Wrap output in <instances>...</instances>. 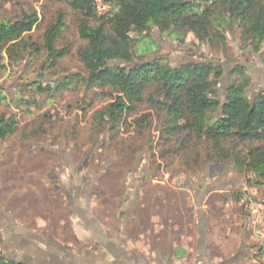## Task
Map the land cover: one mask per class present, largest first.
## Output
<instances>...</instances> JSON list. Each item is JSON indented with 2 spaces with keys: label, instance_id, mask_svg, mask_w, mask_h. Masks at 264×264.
<instances>
[{
  "label": "rangeland",
  "instance_id": "374dc122",
  "mask_svg": "<svg viewBox=\"0 0 264 264\" xmlns=\"http://www.w3.org/2000/svg\"><path fill=\"white\" fill-rule=\"evenodd\" d=\"M94 1L99 17L111 10L103 0ZM34 10L40 18L32 32L34 41L41 43L47 27L62 14L66 26L56 46L70 51L49 68L47 54L32 58L26 52L20 62L9 65L8 71L0 75V88L10 102L0 111L16 116L18 121L17 132L0 143V205L7 209L19 205L22 210L37 203H51L58 216L69 219L72 215L75 220V209L65 193L74 194L79 187L85 206L93 208L96 215L94 236L90 234L91 238L77 243L79 253H104V243H108L104 231L126 234L129 226L133 241L130 248L138 263L148 260L146 264H173L169 255L179 247L178 252L185 248L188 256L178 264H251L250 203H259L263 197L252 184L255 176L231 155L233 144H225L231 155L225 158L206 141H187L184 136L169 139L165 115L147 100L127 110L123 121L110 130L95 114L113 103L116 94L101 89L88 91L83 84L87 73L77 57L86 42L79 36L76 21L81 17L92 26L96 22L85 14L78 16L62 0H0V22H15L24 11ZM133 37L138 38L135 34ZM146 37L149 43L144 40L142 47L151 49L153 57L167 58L174 67L191 60H213L221 65L225 71L219 86L221 101L225 100L227 75L236 64L245 66L254 78L248 88L251 100L264 90L262 83H253L260 80L264 64L240 40L239 30L228 29L227 52H217L194 34L185 35L182 43L152 27ZM65 78H70L68 85L57 89ZM39 82L48 91L36 97L28 85ZM20 90H24L21 98L25 101L16 104ZM151 94L152 88L146 97ZM237 150L243 160L246 147ZM55 179L61 181L56 193ZM124 184L133 192L121 205ZM7 216L0 220V254L12 260L6 238L9 231L13 237L8 229L15 220L12 214ZM83 227L80 222L75 227L79 238L86 236ZM64 228L71 231L69 224ZM67 232L64 235L70 238ZM70 244L67 252L75 250V242L73 247Z\"/></svg>",
  "mask_w": 264,
  "mask_h": 264
},
{
  "label": "trees",
  "instance_id": "16d2710c",
  "mask_svg": "<svg viewBox=\"0 0 264 264\" xmlns=\"http://www.w3.org/2000/svg\"><path fill=\"white\" fill-rule=\"evenodd\" d=\"M62 1L78 16L85 14L96 22L92 26L81 17L76 21L79 36L86 42L77 57L87 73L83 84L88 91L101 89L116 94L113 103L95 114L100 123L114 131L127 110L147 100L165 115L169 139L184 136L187 141H206L220 156L234 155L235 162L255 176L252 184L264 187V90L253 100L249 98L252 78L248 69L241 64L233 67L227 75L225 100L221 101L219 86L225 71L217 62L189 61L174 67L167 58L153 57L151 49L142 47L144 40L149 43L146 35L155 27L162 35L169 33L182 43L185 35L194 34L217 52H227L228 29L239 30L240 40L264 64V0H103L111 10L101 17L94 0ZM39 19L34 10L24 11L15 22H0V75L9 65L20 62L26 52L32 58L47 54L48 68L69 55V49L56 46L66 26L64 16L61 14L47 27L41 43L32 36ZM228 61L232 63L231 58ZM69 80L65 78L57 89L68 85ZM28 86L36 97L48 91L40 82ZM150 88L153 94L146 97ZM21 91L16 104L25 101ZM9 105L8 96L0 88V108ZM17 126L16 116L0 111V143L13 136ZM227 143L233 144L231 155L225 149ZM240 146L246 147L243 160L237 150ZM0 264L25 263L0 254Z\"/></svg>",
  "mask_w": 264,
  "mask_h": 264
},
{
  "label": "crops",
  "instance_id": "0c3cea01",
  "mask_svg": "<svg viewBox=\"0 0 264 264\" xmlns=\"http://www.w3.org/2000/svg\"><path fill=\"white\" fill-rule=\"evenodd\" d=\"M260 74L263 75L260 76ZM260 74V80L258 82H255L254 80L253 83H262L264 85V71ZM253 79L254 78L252 77V80ZM54 183L55 186L53 191L55 193L59 192L58 188L61 185L60 179H55ZM76 189L77 190L74 194L70 191L65 193V199L75 209V220L72 215L68 217L69 219L58 216L56 207L51 206V203L45 204L43 202L42 205H37V203L34 204L33 207L25 206L22 210H19V205L9 209L3 204L0 205V220L8 218L7 215L10 214L13 215L11 217L15 220L14 223H12V228L6 226V229L9 228L8 230H11L14 233L13 237L11 236L12 233L9 236V231L8 238H6L7 248L9 249V252L12 253L13 260H19L25 264H143V262L146 264L148 260L140 261V258V262L138 263L135 257H133L132 248H130V243H133L130 238L131 228H129L126 234L113 233L111 232V229H109L110 234H108L109 232L107 233L104 231V235L107 236L106 239L108 241V243H104V253H94L89 250H84L81 253L77 252L79 248L77 245L78 242L91 238L90 234L94 236L93 227L96 215L93 208L85 206V199L84 196H81L80 188L77 187ZM132 190L133 189L122 191L121 194L123 196L121 199V205L125 203L128 194L130 195L133 192ZM259 190L262 193V201L259 203L251 201L250 203V229L252 230V242L250 244V247L252 248L250 255L252 259L251 264H264V208H259V204L264 205V187L259 188ZM251 191L253 195H255V189H252ZM136 197L137 196H133V199H136ZM37 199L39 200L40 198ZM54 199H56V197ZM4 210L5 212H8H6L7 215L4 214ZM44 212L46 213L45 216L43 214ZM10 221V219H7V222L10 223ZM79 222L84 226L83 229L85 228L82 234H86V236L83 235L82 238L78 237V232L75 228H78ZM67 224L70 225L71 231H65L66 229L64 227ZM66 232L69 233V236L71 235L70 238H67L64 235ZM65 242L67 244H65ZM74 242L76 244L74 247L75 250L73 252H67L65 250L66 246L71 243L70 245L73 247ZM176 249L177 250H174V254L173 252L172 254L174 256L175 254L179 255L177 258L172 254L169 255V257H172V260H174L172 261L174 262L173 264L186 261L188 254L185 251V248L181 249V253L178 252L179 247H176Z\"/></svg>",
  "mask_w": 264,
  "mask_h": 264
},
{
  "label": "flooded vegetation",
  "instance_id": "af4514ba",
  "mask_svg": "<svg viewBox=\"0 0 264 264\" xmlns=\"http://www.w3.org/2000/svg\"><path fill=\"white\" fill-rule=\"evenodd\" d=\"M89 184H87L86 186H88ZM90 186V185H89ZM124 190H126V184H124V186H123V188H122V191H124ZM138 198V195H137V197H136V199ZM135 199V200H136ZM126 215H128L127 213H126ZM128 227V229L130 228L129 226H127ZM127 233V232H126ZM8 260H10V259H8ZM11 261H15V260H11ZM16 261H18V262H22V261H19V260H16ZM24 263V262H23Z\"/></svg>",
  "mask_w": 264,
  "mask_h": 264
},
{
  "label": "built area",
  "instance_id": "2783aa9c",
  "mask_svg": "<svg viewBox=\"0 0 264 264\" xmlns=\"http://www.w3.org/2000/svg\"><path fill=\"white\" fill-rule=\"evenodd\" d=\"M259 208L260 209H263L264 208V205L263 204H259Z\"/></svg>",
  "mask_w": 264,
  "mask_h": 264
},
{
  "label": "water",
  "instance_id": "95a60500",
  "mask_svg": "<svg viewBox=\"0 0 264 264\" xmlns=\"http://www.w3.org/2000/svg\"><path fill=\"white\" fill-rule=\"evenodd\" d=\"M200 206V205H199Z\"/></svg>",
  "mask_w": 264,
  "mask_h": 264
}]
</instances>
